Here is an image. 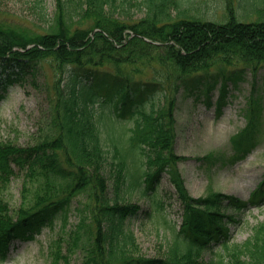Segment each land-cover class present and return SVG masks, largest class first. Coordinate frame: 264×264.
Here are the masks:
<instances>
[{"label": "trees", "instance_id": "1", "mask_svg": "<svg viewBox=\"0 0 264 264\" xmlns=\"http://www.w3.org/2000/svg\"><path fill=\"white\" fill-rule=\"evenodd\" d=\"M141 4L145 16L131 17V7ZM57 5L44 32L0 19V61L20 68L1 81L5 86L38 61L49 60L56 71L48 132L28 147L0 140V255L6 256L13 237L31 239L43 226L53 227L57 218L65 227L76 200L78 222L69 239L60 236L50 244L53 264H71L78 250L83 252L80 264H264V221L243 243L232 241L229 226L239 221L234 210L264 203V176L248 201L222 191L194 197L178 166L185 156L177 153L175 144L182 87L193 91L192 80L201 84L209 79L210 91V80L222 78L223 93L229 78H240L246 68L255 74L264 66V7L256 6V20L243 21L233 1L226 0L228 17L220 23L190 14L182 0H58ZM92 67H104L105 72L86 73V82L74 72L68 81L71 91L57 78L72 68ZM194 74L199 75L190 80ZM156 89L162 90V99L146 106L145 98ZM100 96L102 102L114 104L122 121L127 114L133 119L113 145L114 196L108 191L109 154L89 109ZM219 98L221 105L222 95ZM252 107L248 127L231 140L236 153L230 161L243 156L252 143L260 120ZM126 131L122 152L117 142ZM137 156L144 169L133 177L132 186L153 197L167 173L182 200V223L172 228L163 256L140 254L130 221L141 206L118 194L128 157ZM16 168L23 176L22 199L12 208L5 194Z\"/></svg>", "mask_w": 264, "mask_h": 264}, {"label": "rangeland", "instance_id": "2", "mask_svg": "<svg viewBox=\"0 0 264 264\" xmlns=\"http://www.w3.org/2000/svg\"><path fill=\"white\" fill-rule=\"evenodd\" d=\"M141 3L143 0H130ZM238 19L256 20L259 14L254 12L256 6L264 7V0H232ZM122 3V0H117ZM183 6H188L190 14L206 19L223 22L227 19L226 0H182ZM58 0H0V19L19 21L25 24L30 32H44L50 22L54 20V14L58 8ZM144 5L131 7L133 18L144 17L146 12ZM20 71L15 62L0 61V140L10 141L16 145L28 147L39 141L49 129L50 112L53 110L55 73L49 60L38 61L25 67L21 72V78L7 86L4 81L8 75ZM103 75L104 67H92V69H75L57 76L65 91H71L68 84L69 77L78 74V80L86 82V73ZM73 72V73H72ZM194 74L190 80L197 77ZM195 76V77H194ZM221 78L213 84L208 92L207 83L203 80L197 84L192 80L193 91L182 87L177 94V139L176 150L185 159L178 166L185 185L190 193L197 196H207L212 191H223L238 197L248 199L256 184L264 176V66L253 74L249 68L243 70L240 78H229L223 90V100L218 105L221 95ZM223 80V79H222ZM213 83L212 80H210ZM197 84V85H195ZM80 87H77L76 91ZM162 90L156 89L148 93L145 98L146 106L152 102L159 103L162 99ZM102 96L97 98L96 104L89 105V109L95 114L101 129L103 145L108 151V163L106 173L109 180V195L114 196V179L116 169H113L111 160L114 154L115 139L117 140L126 124L127 128L133 125V119L127 114L123 124L112 111L114 104L105 101ZM209 101V102H208ZM108 102V103H106ZM253 103V104H252ZM258 110L259 123L252 133V144L248 147L245 156L232 162L230 157L235 154L232 138L242 129L248 127L253 107ZM110 108V110H108ZM121 112V111H119ZM105 113V114H104ZM125 136L119 139L118 146L127 147L123 141ZM118 141V140H117ZM116 143V144H117ZM133 160L128 157V170L125 173V182L118 190L121 199L135 202L141 206L139 213L132 217L131 228L137 235L140 245V254L156 257L163 256L169 245L171 230L182 223L183 205L178 198L176 188L170 182L165 173L159 183L158 192L153 197L143 195L141 187L132 186L133 177L144 169L139 156ZM16 175L10 181L6 200L10 201L12 208L18 207L22 199L23 176L16 168ZM76 200L73 202L75 207ZM232 211H227L231 213ZM239 221L231 224L233 238L243 243L254 231V227L264 221V206H251L242 212L233 211ZM74 209L69 213L68 221L62 226L60 218L55 220L54 226H43L41 232L35 234L33 239L15 237L12 239L8 256L0 257V264H53L50 244L60 236L69 239L70 231L78 222ZM64 253H67L63 242ZM83 252L78 250L71 255V264L82 262Z\"/></svg>", "mask_w": 264, "mask_h": 264}]
</instances>
